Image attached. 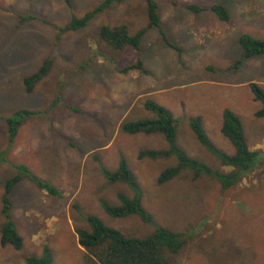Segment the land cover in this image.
Returning a JSON list of instances; mask_svg holds the SVG:
<instances>
[{"label": "rangeland", "instance_id": "rangeland-1", "mask_svg": "<svg viewBox=\"0 0 264 264\" xmlns=\"http://www.w3.org/2000/svg\"><path fill=\"white\" fill-rule=\"evenodd\" d=\"M104 1L71 0L68 5L66 0H0V241L5 184L22 176L9 196L22 248L0 243V264H27L46 248L53 264H97L78 243L77 231L90 230L89 216L131 238H145L158 227L182 235L186 245L179 255L167 253L169 264H264V119L255 116L262 106L252 98L249 71L225 70L245 60L235 36L227 45L201 46L195 52L189 32L196 26L184 8L221 4L236 19L261 20L264 0H158L161 14L173 7L179 13L177 22H164L162 29L184 54L179 58L165 48L158 30L149 31L141 45L148 76L118 73L135 64L139 54L115 50L100 37L104 26L129 25L133 35L145 28V0L115 3L85 28L65 31L73 18H82ZM204 22L210 17L203 15L196 24ZM207 28L212 35L214 25ZM234 34L264 39V28L247 23ZM50 56L51 72L29 94L25 79ZM207 63L214 70H207ZM139 78L141 84L135 82ZM148 101L178 120L177 143L189 157L225 174L233 169L203 147L190 123L201 118L212 144L232 156L235 149L222 134L223 113L231 110L262 162L228 189L208 176L195 180L186 169L160 185L161 173L177 166V159H139V154L167 150L163 135L121 131L124 122L157 119L146 110ZM20 112L26 116L11 139L7 121ZM122 160L139 186L142 206L154 218L151 224L138 216L110 217L101 206V201L119 206V195L133 197L127 185L111 183L101 173L115 172ZM40 182L53 186L58 195H50Z\"/></svg>", "mask_w": 264, "mask_h": 264}, {"label": "trees", "instance_id": "trees-1", "mask_svg": "<svg viewBox=\"0 0 264 264\" xmlns=\"http://www.w3.org/2000/svg\"><path fill=\"white\" fill-rule=\"evenodd\" d=\"M125 0H105L98 8L85 14L82 18H73L65 31H79L85 28L88 23L99 13L110 9L114 3L124 2ZM147 3L148 25L139 30L136 34L131 33L129 25H119L113 28L104 26L101 28L100 37L110 47L118 51L133 49L138 54V60L135 64L118 69V73L128 75L132 72H141L148 74L143 68L141 59V40L145 34L153 28L160 31L164 41L170 47L180 51L176 46L172 45L163 32L161 20L159 16L158 0H145ZM68 5L71 0H66ZM194 14L202 12L214 13L222 22L230 23L231 15L228 9L221 4L212 6H202L189 4L184 6ZM239 46L243 51V58H253L264 56V40H259L251 35L244 34L239 39ZM54 63L52 56L48 57L42 66L24 81L26 91L31 94L35 86L42 81L51 72ZM242 61L236 63V67L241 65ZM255 101L261 103V109L256 113V117L264 119V89L256 84H250ZM146 110L157 115V119L139 120L135 122H124L121 125V131L130 134H162L167 142L168 149L163 151H143L139 154V159L146 157L150 159L175 157L178 165L163 171L158 179V183L163 185L176 176L181 170H190L194 179L197 180L203 176H208L216 180L223 189L236 186L241 182L245 175L254 170L261 162V153L258 150H252L245 138L243 125L240 118L231 110L227 109L223 113L222 134L227 138L235 149L234 155H228L218 150L210 141L204 131L201 118H195L191 121V129L196 135L198 141L203 147L225 166L232 168L231 173H220L214 171L206 164L193 159L182 150L177 143L178 120L174 118L172 113L159 104L148 101L145 104ZM23 115L20 112L14 117L8 119L9 132L11 139L17 135L18 128L23 123ZM102 175L111 183H123L127 185L133 192V197L128 198L119 195L120 205L112 207L104 201L101 206L107 215L113 218H125L128 216H138L146 223L151 224L154 218L142 206V196L139 186L135 180L133 173L129 170L125 160H122L118 170L109 172L101 170ZM22 180V176L18 175L5 184V193L3 196L2 213L6 219L1 231V246H12L19 250L22 248V238L18 234L14 222L10 217L11 202L10 194L16 185ZM42 189H45L50 195L57 196V190L48 183H39ZM87 222L90 230H78V243L83 247L91 260L97 264H169L170 255H179L186 245V240L182 235L173 232L164 227H158L152 234L145 238H131L123 235L120 231L107 227L98 217L89 216ZM27 264H53L52 253L49 249H45L39 258L31 257L26 260Z\"/></svg>", "mask_w": 264, "mask_h": 264}, {"label": "crops", "instance_id": "crops-1", "mask_svg": "<svg viewBox=\"0 0 264 264\" xmlns=\"http://www.w3.org/2000/svg\"><path fill=\"white\" fill-rule=\"evenodd\" d=\"M114 4H113V6H114ZM186 10H187L188 14L190 15V18L192 19L191 23H194L195 26H196V28H192V30L189 32V40L190 41H193V43H194L193 46L191 45V47H192V49L195 52L201 46H206V47H209L210 49H217L220 46L227 45V42L229 41V39H230L231 36H235V40L239 44V39H240V37L243 34L238 36V35H236L234 33H236L239 28H243V26L246 25L247 23L253 25L256 28H260V29L261 28H264V19H261V20L260 19L257 20V19H254V18L243 19L242 17L236 19L233 16V14L229 11V9H228V11H229V13L231 15V21H230V23L222 22L212 12H202L200 14H194V13L190 12L188 9H186ZM203 15L209 16L210 17V22L209 23L204 22V24L199 23V25L196 24L198 18H201V16H203ZM159 16H160V20H161V25L163 26L164 25V22L166 24L168 22H170V21L171 22H177V18L179 17V13L176 10V7H173L170 10L165 11L163 14H161V12L159 11ZM196 17H197V19H196ZM185 20L187 22H190V21L187 20V18ZM212 25H214V30H212V32H211L212 35H211V34H208V32H207V31H209V29L207 28V26L210 27ZM154 29H156V28L150 29L149 31L154 30ZM156 30H158V29H156ZM148 32L145 34V36L148 35ZM158 32L160 33L159 30H158ZM160 35L162 37V42L164 43L165 48H169V49L173 50L174 52L177 53L178 57L181 58L182 55L184 54V52L182 50L183 48H180L179 46H177V45L173 44L172 42H170L169 39L167 38L166 34H165V36L168 39V41L172 45L176 46L180 51H178V50L170 47L164 41L163 36H162L161 33H160ZM143 38H142V40H143ZM256 39H259V38H256ZM142 40H141V45H142ZM259 40H264V39L262 38V39H259ZM208 41H213V42L207 43ZM142 51H143V48H141V54H142ZM156 53H157V51H156ZM242 58H243V51H242ZM238 61H240V60H238ZM236 63H235V65H234L233 68H228V69H225V70L228 71L229 74H230L231 70H233V69H236L235 74H242V73H245V72H248L249 71V73L251 74L250 84L251 83H256V84L260 85L264 89V56L247 58V59L243 60V62L241 63V65L239 67H236ZM207 64H208L206 66V69L207 70H214L213 69V64H210V63H207ZM143 68L146 71H148V74L141 73V75H139V76H148L150 72L145 67L144 62H143ZM135 72H137V71H135ZM135 82L141 84L143 82V80H142V78H139L138 81L136 79ZM253 97H254V94H253L252 98Z\"/></svg>", "mask_w": 264, "mask_h": 264}]
</instances>
